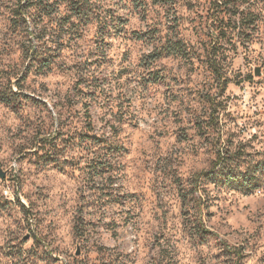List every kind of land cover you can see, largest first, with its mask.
I'll use <instances>...</instances> for the list:
<instances>
[{
    "label": "rangeland",
    "instance_id": "1",
    "mask_svg": "<svg viewBox=\"0 0 264 264\" xmlns=\"http://www.w3.org/2000/svg\"><path fill=\"white\" fill-rule=\"evenodd\" d=\"M25 1L0 11V184L19 189L0 196V264H233L234 248L264 264V177L246 191L211 172L220 150L264 162V0H34L24 23ZM29 20L50 26L43 49L12 39ZM49 92L69 113L56 139L84 120L64 155L87 156L61 161L39 126L31 147L7 143L32 129L21 114L46 119ZM92 133L116 144L110 165Z\"/></svg>",
    "mask_w": 264,
    "mask_h": 264
},
{
    "label": "clouds",
    "instance_id": "2",
    "mask_svg": "<svg viewBox=\"0 0 264 264\" xmlns=\"http://www.w3.org/2000/svg\"><path fill=\"white\" fill-rule=\"evenodd\" d=\"M7 5H8V0H0V11H4L5 15L8 14L6 11ZM11 6L14 7L15 5L12 4ZM35 12H36V9H29L30 14H34ZM59 14L62 15L63 10H61ZM41 27H50V26L47 25L46 21L40 25H33L31 20H29L27 25L21 32V34L19 36L13 37L12 39L19 42L23 38L24 42H27L26 37L27 36L35 37L36 32H38ZM47 41H48V38L47 36H45L43 41L33 39L32 44L34 46H40L41 48H43L44 45L47 44ZM0 43H2V41H0ZM12 46L15 47V45H12ZM53 47L55 46L53 45ZM147 50L151 51V48ZM17 55H19V52H17ZM21 63L22 64L26 63V61H21ZM84 75H87V74H84ZM45 95L49 97L48 109H50V111H48L46 114V119L44 118V114L40 112H35L32 114H29V113L21 114V118L24 119L25 122H28V117L29 115H31V121L33 122L32 129L26 130L24 132L23 137L20 140H16L14 138V134L16 133V128L14 127L12 129V132L7 134L8 137H13L11 139H8L7 143L11 144L14 148H19L25 145L28 147H31L32 145L29 143V141L32 139V137L35 136V129L39 126L41 128V132H40L41 135L48 137L49 134L51 133L50 139L53 141V145H52L53 151L60 154L61 161L65 159H67L68 161H76L81 156H87V153L83 151L82 147L77 148L76 151H73L72 147H68L67 154L66 156L64 155L65 144L63 142V137H75L76 135H78L79 132L83 131L84 130V120L80 117H77V120L79 121L78 123L74 121H68L67 126L63 128V133H62L61 138L56 139L55 133L60 131L57 121H63L65 117L68 116L69 113L61 105H56L55 107L53 105H55L56 101L58 100L62 101L65 98V93L58 92L56 95H53L51 92H49V93H46ZM72 111L74 112L75 109H72ZM104 132H105L104 129H100L98 131V134H104ZM107 134L111 135L110 132ZM11 156H12L11 161L6 160L5 166L8 168H11L13 173L15 174L16 169L19 168L20 165L15 163V153H12ZM19 175L26 178L28 176V172L27 171L20 172ZM4 188H9V191L7 192L0 191V196H7L11 198L13 196V191H17V192L19 191V189L16 188L15 184H12V185L0 184V189H4ZM25 191H28V189H25ZM15 211L18 213L19 210L15 209ZM35 215L42 216L43 212L38 211L35 213ZM10 227L13 229V234L19 235V232L15 229L14 225H11ZM8 238H9L8 233H5L2 236H0V245L5 244Z\"/></svg>",
    "mask_w": 264,
    "mask_h": 264
},
{
    "label": "trees",
    "instance_id": "3",
    "mask_svg": "<svg viewBox=\"0 0 264 264\" xmlns=\"http://www.w3.org/2000/svg\"><path fill=\"white\" fill-rule=\"evenodd\" d=\"M26 5H22L21 8H18L17 13L23 18V22L26 23L25 19V13L28 11L29 7H32L33 5L31 2H34V0L28 1L26 0ZM39 2H43L42 0H39ZM82 8V5H76L74 9L79 11ZM32 9V8H30ZM35 9L38 11L39 15L37 16L39 20H41V17L43 16L44 12L40 11V8L35 6ZM42 9H46L45 5H42ZM41 23L43 21H40ZM39 25V24H36ZM38 37L40 38L39 40L44 39L46 33L44 32V27L40 28L38 32H36ZM49 42V41H47ZM43 49V48H42ZM43 51V50H42ZM35 54V53H34ZM88 110H86L87 112ZM89 111L86 113V116L91 117L89 114ZM86 130L87 131H93V126H92V121L90 118H86ZM88 141H90L91 144H94L95 146H100L102 147L99 152H92V161L98 166L102 167L105 165H110L111 163L114 162L115 155L117 153V146L114 143L109 142L105 137L103 136H98L94 133L92 134H86L85 136ZM46 141V138H41L40 143L44 144ZM225 154L222 150H220L217 153V158L213 162L212 170L211 172L213 173V177H220L223 176L225 180L230 183V184H235L237 185L238 189H244L246 191H250L252 188L258 187V182L264 177V162H259L256 165L249 166L250 168H239L237 165H231L228 162L225 161ZM220 165V166H219ZM219 167V168H217ZM186 196L182 194V199H185ZM18 203L19 200H18ZM21 206H23L20 203ZM197 231L201 234L209 233L212 234V232H209L203 226H197ZM233 254H234V262L233 264H242L243 260V253L241 250L234 248L233 249Z\"/></svg>",
    "mask_w": 264,
    "mask_h": 264
}]
</instances>
